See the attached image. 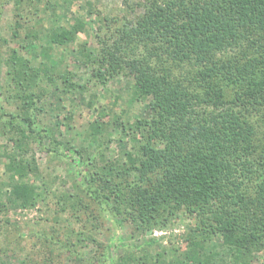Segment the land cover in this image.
Instances as JSON below:
<instances>
[{"label":"rangeland","instance_id":"374dc122","mask_svg":"<svg viewBox=\"0 0 264 264\" xmlns=\"http://www.w3.org/2000/svg\"><path fill=\"white\" fill-rule=\"evenodd\" d=\"M165 1L0 0V264H189L191 232L210 264H235L181 198L144 210L130 190L147 185L157 93L126 64L102 62L97 35ZM249 113L264 169V106ZM243 255L264 264V238Z\"/></svg>","mask_w":264,"mask_h":264},{"label":"trees","instance_id":"16d2710c","mask_svg":"<svg viewBox=\"0 0 264 264\" xmlns=\"http://www.w3.org/2000/svg\"><path fill=\"white\" fill-rule=\"evenodd\" d=\"M97 37L102 62L126 64L157 93L142 149L147 185L130 188L135 201L153 210L181 198L196 228L207 225L235 264H249L244 252L264 238V169L247 119L264 106V0H168ZM138 45L141 54L131 51ZM195 239L191 232L185 260L210 264Z\"/></svg>","mask_w":264,"mask_h":264}]
</instances>
